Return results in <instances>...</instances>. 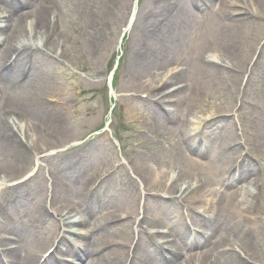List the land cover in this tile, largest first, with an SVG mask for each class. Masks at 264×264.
Wrapping results in <instances>:
<instances>
[{
    "label": "rangeland",
    "instance_id": "1",
    "mask_svg": "<svg viewBox=\"0 0 264 264\" xmlns=\"http://www.w3.org/2000/svg\"><path fill=\"white\" fill-rule=\"evenodd\" d=\"M52 2L57 3L56 8L58 10V18L55 19L54 23H47V20L43 23V26L40 28V37L42 36L45 39V46L48 49V53L45 54V59L40 62L41 67L33 69V77L30 81L26 82L24 85L18 87H7L5 99L3 104L0 106V116L2 115L3 109H16L25 111L29 114L27 108L25 107L27 104H30L36 111L37 115H30L33 120L38 122H34L31 126H37L36 132L41 127L42 124L46 125L48 128L52 126V119H50L51 115L55 113L56 117L62 118L63 120L70 121V115L73 111V106L75 105L73 102V96L78 94H83L81 98H78L79 103L74 110V114L72 116L73 121L78 122H88L90 119V115L94 113V102H85L91 98V94L86 96L87 93L90 92L91 88H94L100 84L99 80L105 78L106 74L109 72V68L112 67V50L115 47L117 29L115 25L119 24L120 13H116L112 18H108V22H102L99 18V15L96 13L100 8L103 7L104 0H52ZM98 4V10L91 11L92 7L95 4ZM145 6V2H144ZM94 10V8H93ZM93 12V13H92ZM122 13V10L120 11ZM88 13V14H87ZM43 14L39 12L37 15ZM91 20L88 22V17ZM30 19H28V22ZM217 20H213L212 22L207 23L203 20L200 30L197 33H177L172 36V43L176 41L175 46L177 45L178 40H184L187 37H193L197 35L198 45L199 41L202 37V46L206 48V55L208 58H212V54L216 51V49H221V44L224 43V39H220L217 45L218 37L216 34L220 26ZM229 26L230 30H234L235 37L239 39L238 41H234L241 45L240 49L235 53V60L244 61L249 54L251 53V49L255 44L256 38H248V31L246 28H241L240 22H230L226 24ZM29 28V29H28ZM28 29V30H27ZM33 26L31 24H21L18 28V35L15 37H9L7 40V45L10 48V51L15 49L23 40H32L35 41L33 37V32H35ZM215 30V31H214ZM29 33V36L27 35ZM232 33V32H231ZM194 34V35H193ZM211 36H214V44L210 45L208 40L211 39ZM139 40V39H138ZM174 46V47H175ZM170 50V58H174L173 47H169ZM44 54V53H43ZM198 56V55H197ZM196 54L191 58V63H194ZM47 58V59H46ZM56 58H59L61 62L57 61ZM214 59H217L214 57ZM124 61L126 67L130 71V77L127 78L125 76V69H123V64H120L118 70L116 71V76H123L124 81L127 85L133 86L140 78H143L145 75V70L140 69L134 65L135 63L132 61L131 57L124 56ZM218 61L221 60L218 57ZM169 61H166L162 65H167ZM60 63H65L67 66L74 67L82 72V75L77 74L75 77L70 78L67 74H65L61 69H58ZM222 63V62H221ZM159 65V64H157ZM194 69V65H191V69L185 75L172 76L167 85L171 86V83L176 82H186L190 74ZM139 75V76H138ZM226 74H221L214 76V87L206 90V94L204 96L211 95L212 100L218 99L219 102H229L231 97L225 93V91H229L228 87L231 85L229 76H225ZM217 84L224 85V88H219L216 86ZM120 89H122V79L120 81ZM53 92L58 93L55 98L59 100V102L49 101L44 98L46 95H50ZM103 93V102H107V97L105 96L103 91H99ZM230 92V91H229ZM227 95V96H226ZM176 96L179 99L178 104L175 105L172 102V106L175 108V112H178L181 115H186V119L183 125L187 124V119L194 117L196 115V111L199 108V103L196 100L201 96L195 97V94L189 88L183 87L176 91ZM196 98V99H195ZM50 102V103H49ZM138 110L145 114V127L149 130V132H153V130H157L159 128V123H161V119L159 121L153 117L152 110L150 107H144L143 105H132L128 108L125 105L124 108H121L120 115H125L127 118L131 116H135L134 112ZM64 113V114H63ZM119 116V115H118ZM143 117V118H144ZM132 119V118H131ZM154 120V123L152 122ZM138 125H141L139 120ZM4 125V124H3ZM73 132L71 135H74ZM264 134V127H263ZM133 134L132 139H134ZM17 140L18 138L15 137ZM144 139V136H141ZM12 139V138H11ZM16 139H12L14 142H8L6 139V135L4 139L0 137V178H14L23 172L25 169H21L18 164V152L21 153V150L18 146H20L19 142ZM146 143L145 145H147ZM160 145V144H159ZM151 146L148 148H144L143 154L150 153ZM160 151H163V146L160 145ZM109 155V154H108ZM133 155V150L130 153V156ZM172 157V154H171ZM89 165L94 164V159L97 160L98 163L101 162V159L105 161L110 159L106 155V153L96 152L90 155ZM114 158V155L111 159ZM173 160H177V157H172ZM85 159H80L79 163L82 164ZM140 164V163H138ZM155 169V168H154ZM7 175V176H6ZM40 179V176L36 177V181ZM148 184V183H146ZM145 184V185H146ZM31 184L30 186H33ZM37 187L35 188L33 193V198L35 199L33 202H30L27 208H24L26 218L21 223L22 225H26L24 228V239L26 242L32 241L34 238L41 235L45 236V232H51L53 230V226L50 224L51 221L37 222L29 224V222L33 221V212H29V209L34 208L35 205L39 202V196H37ZM246 190V189H245ZM111 199L109 200V206H114L123 203L125 200H129L132 198L131 193L127 190H124L123 193H118L116 195H111ZM131 202H135V199H130ZM247 205V202H245ZM243 219V218H241ZM236 219L232 216L230 212L227 213V217L219 216L216 218L215 222V232L220 234L222 231L223 224L225 225V237H232L233 234L229 232V228L234 223ZM240 221V217L237 219ZM46 222V221H45ZM43 223V224H42ZM126 233L123 229L114 230L112 233V237L115 240H123L126 238ZM96 240V239H94ZM181 242V239H178ZM255 245L257 244L254 242ZM258 244H260L258 242ZM219 250V249H218ZM218 250H211L209 254L205 257L206 259L202 260L204 264H233L230 260L229 254L216 253ZM158 257V256H157ZM235 261L238 264V259L233 256ZM200 258V257H199ZM110 260V257H107ZM201 259V258H200ZM197 260L193 264H195ZM201 262V261H198ZM206 262V263H205ZM93 264H104L103 260L97 258ZM116 264H119L118 261Z\"/></svg>",
    "mask_w": 264,
    "mask_h": 264
},
{
    "label": "bare ground",
    "instance_id": "2",
    "mask_svg": "<svg viewBox=\"0 0 264 264\" xmlns=\"http://www.w3.org/2000/svg\"><path fill=\"white\" fill-rule=\"evenodd\" d=\"M104 1H105L106 7L108 10H110L111 7L117 4L118 2V0H104ZM150 5H154V6L161 7V8L164 7V10L168 11L164 13L158 12V15H160V17H162L163 19H166L165 22H168L170 24L166 28L167 32H172L171 26L173 24V17L187 15L191 11V9L194 10L196 15L199 14V12L202 9H209L210 11L213 10L214 14L218 16L219 18L227 14L226 16L230 17L232 23L240 22L241 28L244 27L247 29L248 38H256L257 36H259L261 40L256 44L255 49H253L251 53L250 61L244 71V75L246 74V76L243 75V77H241L240 88L237 90L238 93L241 92L242 96H248V83L253 78L262 59H264V0H146L145 10H147V8ZM130 14L132 15L135 14V11H133ZM167 14H169L168 18L165 17ZM0 20L2 23V25L0 26L1 29H8L9 31H13L15 29L16 27L15 23L17 21V16L13 14L12 12L6 15H0ZM44 20L45 18L43 17V14H40V17L37 19L36 24L40 23L38 26L41 27V25L44 23ZM18 24H21V19L18 20L16 25ZM161 25L162 24L159 25L158 19H155L151 22V29L146 31L145 37L149 40L148 49L159 48L156 45L154 34L161 29ZM216 36L218 37L217 45L220 39H224V43L221 44L222 48L221 49L218 48L217 52L226 53L227 57H235V53L240 49L241 45H239V43L234 42V41L239 40L235 37L234 30H230L229 26H227L226 24H220V28ZM170 37L171 36L169 35V39ZM137 56L140 57L141 55H137ZM145 58L152 59V54L151 53L147 54ZM220 71H221V68L219 67L218 64H216V62L211 61V60H205V59L200 61V71L197 77V82H194V81L191 82L192 91L195 94V97L204 96L206 94L207 89L214 87V76L220 75ZM235 79H236V76L231 75L230 83L233 86L235 85V81H234ZM216 86H218L221 89L224 88V85L222 84H217ZM225 92L230 93L229 91L228 92L225 91ZM254 94H255L254 95L255 98L251 99V101L260 104L262 109L264 110V88L260 87V89H257ZM234 98H235V95H234ZM64 124H65V121H63L62 119H57L54 121V123L52 124L54 128L52 131V135L50 136L51 143L56 142L58 140ZM209 134H212V133H209ZM214 134H216V132H214ZM218 134H221L223 136H230L232 134V129L231 128L227 129L225 124H221V128H219ZM45 145H46V138L42 137L41 135H38L35 141L36 148L42 147ZM185 147L187 149L192 148L193 141L186 143ZM222 148L223 146L221 145V147L218 148V151H221ZM224 153L226 157L229 156V153L226 150H224ZM26 161H27V158H25L23 154L19 153V163L21 165H24ZM138 168H142V165H140ZM145 171H147V168H145ZM227 174L228 173L226 172H220L219 176L224 177ZM164 179H165V176L161 172H158L157 175L154 176L155 181H162ZM224 179H226V183L230 186L234 182L238 181V178H236L233 174L228 175ZM66 186H67V183L65 181L64 187L56 186L55 188L60 191L62 190V188H65ZM239 189L232 188L230 190L231 199L228 200L224 204V207H226L230 211V213L232 214L234 218L240 217V222H234L230 226L229 232L233 234L234 236L238 237L240 242L243 244V246L244 245L247 246L246 244H248L250 247H252L251 243H254L253 239H254L255 234L252 230L248 228V226L241 219V214L245 213L247 209L249 210L248 206L245 205L244 203L249 199L251 192L249 189H246V190L245 189L239 190ZM251 196H253V193L251 194ZM73 199L75 200L76 203L81 202L83 201V195L79 194L75 196ZM249 200L251 201V199ZM250 205H251V202H250ZM67 206L69 209V205ZM120 207L121 208L126 207V209L132 213L135 211L134 207L129 206V205L126 206V203H124ZM72 208L73 210H76L78 207L75 204L74 207L70 206L69 210H71ZM36 213H37V210H36ZM56 213L66 214L68 213V211L67 209L59 210ZM112 214L113 212L108 211L109 219L111 218ZM37 215L39 218L43 216V213L40 211V208H39V213H37ZM45 215L48 216L49 213L45 211ZM178 230L181 231V228L178 227ZM175 233L178 234V231L176 230ZM78 236L80 237L79 244L73 247V249L75 251V249L78 248V252H75V255L77 256L79 260H82L83 257L89 254V251L87 249L88 238L83 233ZM219 241L224 244L228 243V241H226L225 238L220 237V236H219ZM221 251L223 252V250ZM117 253H119V251H117ZM233 256H236V255L231 253L229 257L230 260L233 262V264H238L235 261ZM30 257H31L30 252L24 251V258L20 259L18 261V264H28ZM165 259L167 261H171V263H173L174 261H177L178 252L173 253L169 251L168 257H166ZM189 260L191 259L190 258L186 259V261H189ZM186 261H184L182 264H186ZM51 264H56V263L53 262Z\"/></svg>",
    "mask_w": 264,
    "mask_h": 264
}]
</instances>
